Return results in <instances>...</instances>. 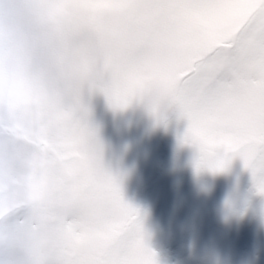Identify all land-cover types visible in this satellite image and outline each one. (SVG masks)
Masks as SVG:
<instances>
[{
    "label": "snow or ice",
    "instance_id": "6c2138e0",
    "mask_svg": "<svg viewBox=\"0 0 264 264\" xmlns=\"http://www.w3.org/2000/svg\"><path fill=\"white\" fill-rule=\"evenodd\" d=\"M96 97L175 113L197 173L239 159L264 196V0H0V264H156Z\"/></svg>",
    "mask_w": 264,
    "mask_h": 264
},
{
    "label": "rangeland",
    "instance_id": "374dc122",
    "mask_svg": "<svg viewBox=\"0 0 264 264\" xmlns=\"http://www.w3.org/2000/svg\"><path fill=\"white\" fill-rule=\"evenodd\" d=\"M132 106H136V112L131 109ZM132 106L122 112L113 113L107 109L102 97H96L92 101V120L99 126V136L104 144L103 161L105 167L121 180L123 198L127 188L143 186L144 177L154 171L151 167L149 170L148 168L143 170V164L146 162H143L144 158L137 147H133L131 153L125 147L127 139L131 138L141 149L148 145L147 135L140 123H145L144 118L151 115L143 117V104L134 103ZM156 129L157 126L151 130L152 147L149 149L152 151L158 145L154 137ZM166 131L168 128L164 126L161 132ZM172 144L176 145L175 151L182 152V147L177 144V136L171 137L169 146ZM192 160L191 172H185L183 176L181 174L180 180L181 187H189L185 196L200 207L197 208L200 211V218L186 226L189 229L186 230V234L193 237L183 238L181 231L184 229L180 225L175 228V223L171 221L170 227L175 228L177 234H180L179 238L173 240L158 241L157 236L162 232L159 231V227H142L151 235L148 246L150 248L153 244L156 246L154 257L156 264H264V217L259 212L264 196L257 194L251 172L246 174L243 183L226 186L221 179L216 178V173L207 170L197 173L194 159ZM227 198L233 199V210L224 215L222 206ZM165 200L160 205L159 219L160 215L174 210L172 202ZM182 213L181 209L176 212V223ZM165 219L168 218L165 216ZM237 225L242 227L241 230L237 231ZM225 236L226 238L228 236L227 250L223 249L225 244L222 245L226 241ZM172 243L178 249H172ZM157 246H161L160 249ZM195 247L197 252L193 253Z\"/></svg>",
    "mask_w": 264,
    "mask_h": 264
},
{
    "label": "flooded vegetation",
    "instance_id": "af4514ba",
    "mask_svg": "<svg viewBox=\"0 0 264 264\" xmlns=\"http://www.w3.org/2000/svg\"><path fill=\"white\" fill-rule=\"evenodd\" d=\"M130 109V108H129ZM136 112V106H132V108ZM145 115H149V113L143 107ZM145 123H140L144 129L145 134L147 135L148 145L143 148L141 151L142 158H144V169L149 170V168H154L151 174L147 177H144V185L135 189L127 188L126 193H124V199L126 202L130 203L134 207L139 209L140 212V220L142 227H150L155 228L159 227L160 236H157L159 240H173L179 238L180 234H177L176 227L181 226L184 230L181 231V235L183 238L186 237H193V235L186 234L187 229L186 226H190L189 223L193 220H197L200 218V211L197 209L200 207L197 206L195 201H193L190 197L188 199L185 195L187 190H181L182 182L180 177L186 173L191 172L192 168L190 166V161L195 159V149L189 146H181V150L175 151L174 147L176 145L172 144L169 146L170 139L172 136H177V144H178V137L183 134L184 129L186 127V121L183 119H179L175 113L169 115L167 120L162 123H156L152 116L148 118H144ZM135 120V119H134ZM157 126V131H155V140L157 141V147L152 151L149 147H152V133L151 130ZM166 126L168 131L162 133V128ZM157 132V133H156ZM130 141H135L134 139H130ZM136 142V141H135ZM179 145V144H178ZM180 146V145H179ZM132 149L128 148L129 153L132 152ZM181 152V153H180ZM182 174V176H181ZM248 175V174H247ZM218 176V177H217ZM216 178L221 179L225 185H229V182H226L224 179L220 177V172L216 173ZM246 177L236 185H239L245 181ZM219 181V180H218ZM130 183V182H129ZM129 187V186H128ZM184 187V186H183ZM167 199L172 202V206L174 207L173 211L165 212L164 215H160V219L158 218V214L160 213V205L162 201L165 202ZM203 204V203H201ZM182 210L181 218L176 223V212L178 210ZM212 212V211H211ZM165 216L168 219H165ZM238 216H240L238 214ZM175 223V228H171L169 223ZM237 231L241 230V226L237 225ZM164 227L166 230H164ZM143 232L146 237V242L148 244V239L151 235L143 229ZM168 232V233H164ZM242 236V235H237ZM228 238V236H227ZM227 238L225 236V244L223 249H228ZM160 245V244H159ZM161 247V246H160ZM157 246L158 249H160ZM150 248V247H149ZM156 246L154 244L150 248L153 253L156 255L155 251ZM172 249L176 248V245L172 243ZM180 250V249H179ZM197 252V248H194L193 253ZM155 257V256H154Z\"/></svg>",
    "mask_w": 264,
    "mask_h": 264
},
{
    "label": "water",
    "instance_id": "95a60500",
    "mask_svg": "<svg viewBox=\"0 0 264 264\" xmlns=\"http://www.w3.org/2000/svg\"><path fill=\"white\" fill-rule=\"evenodd\" d=\"M248 172L249 170L242 168L239 159H234L230 165L226 166L224 171L220 172V177L231 184H236L241 182Z\"/></svg>",
    "mask_w": 264,
    "mask_h": 264
},
{
    "label": "clouds",
    "instance_id": "9594fccd",
    "mask_svg": "<svg viewBox=\"0 0 264 264\" xmlns=\"http://www.w3.org/2000/svg\"><path fill=\"white\" fill-rule=\"evenodd\" d=\"M164 118V113H161V119ZM234 201L232 198H227L222 206V212L224 215H228L233 210ZM260 214L264 213V201H262L260 208Z\"/></svg>",
    "mask_w": 264,
    "mask_h": 264
},
{
    "label": "bare ground",
    "instance_id": "6f19581e",
    "mask_svg": "<svg viewBox=\"0 0 264 264\" xmlns=\"http://www.w3.org/2000/svg\"><path fill=\"white\" fill-rule=\"evenodd\" d=\"M125 147H127V148H129L130 149V147L131 148H133V147H137V149H139L140 151H142V149L139 147V145H137V143L135 142V141H130V139H127V142H126V146ZM189 187H182L181 188V190L183 191V190H187Z\"/></svg>",
    "mask_w": 264,
    "mask_h": 264
}]
</instances>
